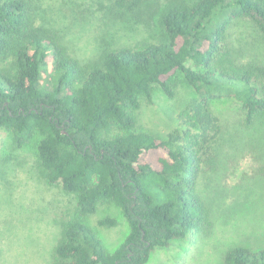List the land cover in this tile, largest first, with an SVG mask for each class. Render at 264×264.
<instances>
[{"label": "trees", "instance_id": "1", "mask_svg": "<svg viewBox=\"0 0 264 264\" xmlns=\"http://www.w3.org/2000/svg\"><path fill=\"white\" fill-rule=\"evenodd\" d=\"M39 1L0 0V55L14 64L0 73V127L18 145L42 136L39 163L49 183L76 195L80 217L112 201L129 228L110 253L91 226L70 221L54 264H146L155 250L208 222L198 182L223 131L214 103L236 100L247 124L264 113V64L230 47L232 29L244 20L264 40V0H167L161 8L160 0H95L117 24L148 6L160 32L136 47L103 38L89 61L36 24ZM180 79L195 91L178 113L180 128L165 137L136 132L140 97L158 85L172 98ZM223 264H264V247L231 248Z\"/></svg>", "mask_w": 264, "mask_h": 264}, {"label": "rangeland", "instance_id": "2", "mask_svg": "<svg viewBox=\"0 0 264 264\" xmlns=\"http://www.w3.org/2000/svg\"><path fill=\"white\" fill-rule=\"evenodd\" d=\"M166 1L160 0L158 8ZM39 4L36 24L81 61L96 58L103 38L113 46L136 47L154 42L160 32L158 17L148 6L129 22L117 24L98 10L95 0H40ZM230 41L233 54L236 49L245 60L264 64V40L252 21H241L232 29ZM13 67L10 57L0 55V73ZM173 91L170 98L153 85L150 98L140 97L136 132L165 137L180 128L178 113L195 99V91L181 79ZM213 110L223 131L214 160L204 166L198 182L208 222L199 234L155 250L146 264H223L231 248L264 247V113L247 124L240 104L231 99L215 102ZM41 139L36 133L18 145L13 133L0 127V264H54L62 231L74 220L91 226L107 252H114L129 232L120 208L105 201L94 215L80 217L76 195L66 192L60 182L49 183L39 163ZM102 219L116 223L101 226Z\"/></svg>", "mask_w": 264, "mask_h": 264}]
</instances>
